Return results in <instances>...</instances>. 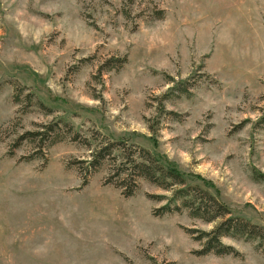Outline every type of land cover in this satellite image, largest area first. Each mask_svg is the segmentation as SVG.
I'll return each mask as SVG.
<instances>
[{
    "label": "rangeland",
    "instance_id": "374dc122",
    "mask_svg": "<svg viewBox=\"0 0 264 264\" xmlns=\"http://www.w3.org/2000/svg\"><path fill=\"white\" fill-rule=\"evenodd\" d=\"M113 56L128 63L93 80ZM186 80L192 97L170 96ZM16 85L52 115L18 114ZM263 117L264 0H0V127L63 120L141 146L264 228ZM15 138L0 136V264H264L258 242L225 239L238 256L199 255L186 231L213 225L155 218L164 203L146 195L165 193L145 182L131 199L104 186L105 172L80 189L65 166L84 149L60 144L47 164L19 163L30 148L10 159Z\"/></svg>",
    "mask_w": 264,
    "mask_h": 264
},
{
    "label": "trees",
    "instance_id": "16d2710c",
    "mask_svg": "<svg viewBox=\"0 0 264 264\" xmlns=\"http://www.w3.org/2000/svg\"><path fill=\"white\" fill-rule=\"evenodd\" d=\"M123 14L128 16L129 13L124 11ZM163 18V11L158 12L155 17L156 20ZM127 63V56L110 57L98 66L92 79L100 80L99 82L103 84L106 73L113 71L118 73ZM189 82L190 80H186L174 84L170 96L192 97L194 87L189 85ZM27 90L19 85L14 87V103L20 107L18 114L26 115L31 108H37L44 117L51 116L53 111L47 108L34 93H28L25 98L22 97L23 92ZM25 100L26 105H24ZM159 100L164 113L166 112L163 109L164 102L167 97ZM169 114L177 116L175 113ZM15 122L0 127V136L5 139L16 136L8 149L7 156L10 159L16 158L17 151L24 146L30 150L19 159V163L27 164L34 161H43L47 164L49 151L60 144L71 143L84 149L87 152L85 157L73 159L65 166L67 170L78 172L81 179L80 189L87 187L90 181L101 172L106 174L104 186L119 190L125 199L134 198L139 193L143 182L157 188L165 195H146L149 201L164 203L163 207L154 211L155 218L187 213L190 219L213 225L210 231H186L195 242L201 245L199 255L238 256V252L232 246L224 243L225 239L258 242L261 248L264 247V228L245 219L234 217L218 195L199 185H190L184 175L173 166L162 164L150 150L130 145L125 140H113L97 131H93L90 136H85L63 120L52 119L47 123H35L34 128L28 131L21 127L20 118H16ZM17 127L22 131L20 134ZM148 128L152 134H158L155 125H151V121H148ZM151 260L157 264L154 259Z\"/></svg>",
    "mask_w": 264,
    "mask_h": 264
}]
</instances>
